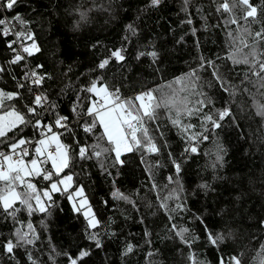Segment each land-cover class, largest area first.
I'll return each mask as SVG.
<instances>
[{"label":"trees","instance_id":"obj_1","mask_svg":"<svg viewBox=\"0 0 264 264\" xmlns=\"http://www.w3.org/2000/svg\"><path fill=\"white\" fill-rule=\"evenodd\" d=\"M220 2L191 0L186 13L182 10L184 0H162L158 7H151L150 0H19L14 9H7L6 0H0V18L12 19L19 13L36 35L40 51L27 57V65L28 68L43 66L37 71L41 75L46 73L47 78L38 91H43L49 102L56 105L45 119H54L56 113L68 116L81 144L99 143L101 147H110L106 140L100 139L102 127L97 125L93 133L86 134L72 112L77 103L86 107L91 94L82 89L97 77L119 87L123 97L160 90L154 92L159 97L162 93L177 91L181 87L177 79L198 68L199 57L203 56L215 61L226 81L241 84L248 68L233 65L226 59L230 49L223 21L227 14L216 11ZM252 2L260 5L262 0ZM81 13L86 14L85 19ZM189 17L192 24L186 23ZM261 20L264 22V15ZM129 25L135 29L134 35L129 32ZM261 26L253 24L252 30L259 31ZM192 28L197 29L195 36ZM12 39L11 35L0 36V66L7 69L0 74V88L5 91H17V81L25 71L24 62L8 63L13 57L7 46ZM121 47L125 49L124 61L112 60L105 69L97 68L111 51ZM260 47L264 48V44ZM151 51L158 54L155 59L147 55L137 59L140 52ZM211 71L199 72L204 85L200 90L213 100V111L231 107L232 117L225 118L221 128L208 126L209 139L195 145L196 153H185L184 149L189 147L187 140L171 125L167 111L159 110L160 119L150 127L159 126L164 135L158 142L166 146L159 154L149 157L152 162L159 161L152 173L145 171L140 153L126 154L122 157L125 163L116 167H112L114 154L104 158L105 172L95 157L87 160L78 157L71 136L62 137L65 144L72 146L70 168L65 172L74 176V186H83L101 225L87 229L83 214L76 212L72 201L61 193L53 194L55 204L48 213L36 212L32 216L26 211L19 213L18 220L24 223L25 230L26 223L31 221L39 236L36 245L28 249L38 264H69L64 253L76 257L81 250H88L90 254L79 264H193V261L220 264L221 258L227 261L232 256H237L241 264H260L264 259L261 254L264 116L257 115L256 101L264 103V100L256 96L254 101L252 96L242 94L235 98L234 104L230 103L232 98L220 90ZM251 91L255 93L254 88ZM22 94L23 100L6 104L22 110L32 99L27 90ZM185 122L196 126L193 131H204L199 117L186 118ZM23 135L31 139L39 136L31 127L25 128ZM173 161L181 165L178 174ZM34 182L39 188L47 186L46 181ZM153 184L157 185L155 189ZM116 188L135 203L114 199L111 193ZM169 193H174V198L168 201L169 211H165L159 207L158 197ZM177 203L184 206L183 210L171 212ZM169 216L174 219L169 220ZM173 223L177 230H189L185 237L190 243L175 235ZM20 226L0 215V243ZM90 231L99 233L101 247L97 248L87 238ZM209 232L224 235L225 240L213 246L208 242ZM129 243L135 246L134 250L125 254ZM0 264H30V261L23 248L17 250L14 260L0 248Z\"/></svg>","mask_w":264,"mask_h":264},{"label":"snow or ice","instance_id":"obj_2","mask_svg":"<svg viewBox=\"0 0 264 264\" xmlns=\"http://www.w3.org/2000/svg\"><path fill=\"white\" fill-rule=\"evenodd\" d=\"M18 2L19 0H6L4 7L14 9ZM161 2L162 0H150V6L158 7ZM190 3L191 0H184L185 7L182 10L186 13ZM216 11L227 14L223 21L227 29L226 35L230 49L226 59L233 65H245L248 68V71L242 75L241 84L233 85L226 81L215 61L203 56L199 57L198 68H193L185 77L177 79L176 83L181 85L177 91L170 94L162 93L159 97L154 92L160 90L141 91L134 96L123 97L119 87L104 83L102 78L97 77L82 89L83 92L91 94L86 107L82 108L77 103L73 106L72 112L78 117L79 127L84 133H93L97 125L102 127L103 136L100 139L106 140L110 147H101L99 143L91 146L81 144L76 139L74 126H71L68 116L56 113L53 120L45 119V115L54 111L56 105L49 102L48 96L43 91H38L47 78L46 73L41 75L37 71L43 66L36 65L35 68H28L27 65V57L40 51L36 35L29 28V22L19 13L12 19L0 18V36L14 37L7 45L13 53L8 63L18 65L24 62L25 64L23 77L16 84L17 91H5L0 88V215L4 219H11L14 224L21 225L14 228L10 238L0 243V248L9 259L14 260L17 250L23 248L30 264H38L33 253L28 249L29 246L36 245L39 236L31 221L26 223L25 230L24 223L18 220V214L24 211L29 216L36 212L48 213L49 208L55 204L53 200L55 193L66 195L68 200L74 202L73 208L76 212L83 214L87 229H97L101 225V221L97 219L84 193V188L80 185L74 186V176L65 172V169L70 168L72 160V146L65 144L62 140L65 135L71 136L75 141L80 159L87 160L95 157L100 161V167L105 172L107 168L104 158L114 154L112 167H116L125 163L122 157L126 154L140 153V162L145 166V171L152 173L153 169L159 166V161L152 162L149 157L159 154L166 146V143L158 142L164 135L159 126L150 127L160 119L159 110L167 111L171 125L187 140L189 147L184 149L185 153H196L195 145L209 139L208 126L211 129L221 128V122L225 118L232 117L231 107L212 110L213 100L200 90L204 86L199 75L201 70H212L210 74L213 81L220 90L229 94L232 104L235 103V98L242 94L252 96L254 101L256 96L264 100V48L260 47L264 44V22L261 20V16L264 15V0L260 5H254L252 0H222L217 4ZM81 18L85 19L86 14L81 13ZM186 23L192 24L193 21L189 17ZM253 24H262V26L259 31H253ZM233 25L235 28L231 27ZM128 30L135 34L132 25L128 26ZM196 32V28L191 29L193 36ZM124 51L122 47L111 51L107 58L98 63L97 68L105 69L112 60L124 61ZM145 55L155 59L158 54L155 51L140 52L137 59ZM6 71L5 67L0 66V74ZM13 79L17 78L14 76ZM244 85H250L255 89V93L250 87ZM208 86L211 87V83ZM23 90H27L32 99L23 105L22 110L17 109L15 105L6 104L9 101L23 100ZM179 93L185 94L179 95ZM193 96L196 97L195 100L191 99ZM256 112L257 115L264 116V103L256 101ZM193 116L201 119L200 126L204 129L203 132L193 131L196 126L185 122L186 118L190 119ZM27 127L33 128L39 138L31 139L24 136V129ZM173 163L178 174L181 165L175 161ZM49 164L50 168L45 166ZM108 174L111 175V173ZM168 179L171 181L172 177ZM39 180L46 181L47 186L39 188L37 182H34ZM152 187L155 189L157 185L153 184ZM111 195L116 200L135 203L118 188ZM173 198L174 193L158 197L159 207L169 211L168 201ZM175 199L178 200L179 197L176 196ZM183 208L182 204L177 203L170 211L175 213ZM173 219V216H169V220ZM172 229L176 230L175 235L182 241L190 243L185 237L189 231L187 228L177 230V225L173 223ZM145 234L148 235V233ZM87 238L93 241L97 248L101 247L98 232L90 231ZM207 238L213 246L225 240L224 235H213L210 232ZM134 247L131 243L127 244L125 254L132 253ZM53 251L55 252V249ZM89 254L88 250H81L76 257L64 253L68 257L69 264H79V261ZM261 254L264 255V245L261 246ZM50 259L54 262V257L50 256ZM193 264L196 262L193 261ZM220 264H241V260L237 256H232L227 261L221 258ZM260 264H264V259L260 260Z\"/></svg>","mask_w":264,"mask_h":264},{"label":"rangeland","instance_id":"obj_3","mask_svg":"<svg viewBox=\"0 0 264 264\" xmlns=\"http://www.w3.org/2000/svg\"><path fill=\"white\" fill-rule=\"evenodd\" d=\"M83 187V186H82ZM84 193H85V191H84ZM87 199H88V201H89V198L87 197ZM90 202V201H89ZM74 202L72 201V204H73ZM92 210H93V208H92ZM93 212H94V210H93Z\"/></svg>","mask_w":264,"mask_h":264},{"label":"built area","instance_id":"obj_4","mask_svg":"<svg viewBox=\"0 0 264 264\" xmlns=\"http://www.w3.org/2000/svg\"><path fill=\"white\" fill-rule=\"evenodd\" d=\"M38 138H39V136H38ZM38 138H37V139H38ZM29 147H30V149H31V145H30Z\"/></svg>","mask_w":264,"mask_h":264},{"label":"bare ground","instance_id":"obj_5","mask_svg":"<svg viewBox=\"0 0 264 264\" xmlns=\"http://www.w3.org/2000/svg\"><path fill=\"white\" fill-rule=\"evenodd\" d=\"M51 120H53V119H51ZM51 120H50V121H51Z\"/></svg>","mask_w":264,"mask_h":264}]
</instances>
